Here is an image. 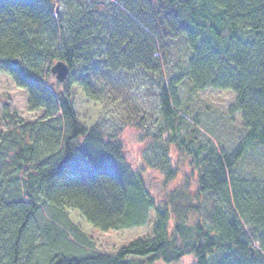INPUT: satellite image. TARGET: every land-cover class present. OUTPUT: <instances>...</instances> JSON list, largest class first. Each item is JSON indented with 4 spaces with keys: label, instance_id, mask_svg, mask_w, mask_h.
I'll list each match as a JSON object with an SVG mask.
<instances>
[{
    "label": "trees",
    "instance_id": "1",
    "mask_svg": "<svg viewBox=\"0 0 264 264\" xmlns=\"http://www.w3.org/2000/svg\"><path fill=\"white\" fill-rule=\"evenodd\" d=\"M176 41L189 54L184 78L192 91L232 92L228 112L240 116L245 135L230 152L210 140L191 146L196 195L173 192L158 201L144 168L127 163L122 141L96 126L99 89L123 73L162 77ZM58 61L69 73L51 83L62 89L56 94L44 76ZM0 73L26 91L29 111H44L30 123L7 109L0 114V264H34L40 203L52 206L53 220L80 245L93 229L141 227L154 215L152 238L115 256L76 254L81 248L65 236L46 264H175L187 257L193 264H264V178L237 171L252 146L264 150V0H0ZM181 81L158 83L167 131L154 142L166 151L180 118L171 104L178 107ZM170 163L167 182L175 179Z\"/></svg>",
    "mask_w": 264,
    "mask_h": 264
},
{
    "label": "rangeland",
    "instance_id": "2",
    "mask_svg": "<svg viewBox=\"0 0 264 264\" xmlns=\"http://www.w3.org/2000/svg\"><path fill=\"white\" fill-rule=\"evenodd\" d=\"M171 46L169 65L163 68L162 77L142 71L123 73L111 82L102 80L101 88L98 87L102 91V109L96 118V126L106 136H114L122 141L128 151L127 163L134 169L144 168L143 179L150 194L158 201L173 192L178 195L184 193L189 196L187 199L196 195L199 174L190 165L188 149L191 146L206 144L210 140L218 151L230 152L245 135L240 116L228 112L234 104V94L209 89L192 91L191 83L184 78L188 51L182 41H176ZM178 77H182L176 87L178 107L174 104L171 107L180 118L175 125L176 135L173 139L166 140L169 147L166 151L154 142L155 139L158 141L161 131H167V122L161 115L158 83L162 80L169 83ZM44 78L53 86L59 83L51 73H45ZM52 84L50 88L54 93L61 92V87H53ZM4 109L11 114L15 113L25 123L39 121L44 115L43 110L29 111L26 91L17 88L8 76L0 73V114ZM4 129L3 127L2 130ZM167 159L171 160L170 166L175 173V179L169 182L166 181ZM263 161V148L252 146L238 165V174L264 178ZM211 203L212 201L205 203L202 213L204 219L211 211ZM52 213L50 204H39V211L33 220L37 233L34 264H46L52 255L60 251L61 239L65 236L68 243H75L76 247L81 248L76 254L82 251V254L109 256H115L134 241L152 238L154 215L150 214L147 223L141 227L108 232L93 229L90 231L88 244L80 245L76 243V238L67 225L53 220ZM253 249L258 250L259 245L254 243ZM175 264H193V260L187 257Z\"/></svg>",
    "mask_w": 264,
    "mask_h": 264
},
{
    "label": "water",
    "instance_id": "3",
    "mask_svg": "<svg viewBox=\"0 0 264 264\" xmlns=\"http://www.w3.org/2000/svg\"><path fill=\"white\" fill-rule=\"evenodd\" d=\"M50 73L55 76L57 82L62 83L68 76L69 68L67 64L58 61L51 67ZM250 250L252 251V253H254L253 248H251Z\"/></svg>",
    "mask_w": 264,
    "mask_h": 264
}]
</instances>
